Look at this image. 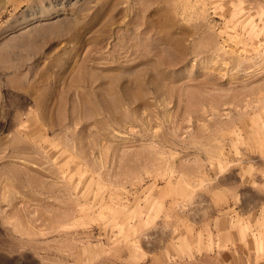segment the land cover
<instances>
[{"label": "rangeland", "instance_id": "rangeland-1", "mask_svg": "<svg viewBox=\"0 0 264 264\" xmlns=\"http://www.w3.org/2000/svg\"><path fill=\"white\" fill-rule=\"evenodd\" d=\"M227 251L264 264V0H0V264Z\"/></svg>", "mask_w": 264, "mask_h": 264}, {"label": "crops", "instance_id": "crops-1", "mask_svg": "<svg viewBox=\"0 0 264 264\" xmlns=\"http://www.w3.org/2000/svg\"><path fill=\"white\" fill-rule=\"evenodd\" d=\"M238 250H240V248H238ZM235 251H233V253H234ZM246 253V252H245ZM243 255H244V251H243V253H242ZM223 261H224V263H221V264H232V257L234 256L231 252L229 253L228 251L227 252H225V253H223ZM237 261V260H236ZM219 264H220V262H219Z\"/></svg>", "mask_w": 264, "mask_h": 264}, {"label": "bare ground", "instance_id": "bare-ground-1", "mask_svg": "<svg viewBox=\"0 0 264 264\" xmlns=\"http://www.w3.org/2000/svg\"><path fill=\"white\" fill-rule=\"evenodd\" d=\"M246 24H247V25H248V24H252V18H250ZM247 25H246V26H247ZM254 32H255V28H254V25L252 24V25H251V28H250V31H249V34H253Z\"/></svg>", "mask_w": 264, "mask_h": 264}]
</instances>
